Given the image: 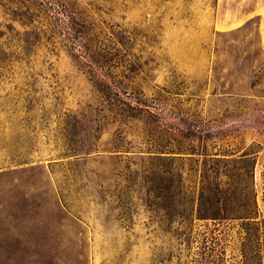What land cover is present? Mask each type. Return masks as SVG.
<instances>
[{"label":"rangeland","instance_id":"obj_1","mask_svg":"<svg viewBox=\"0 0 264 264\" xmlns=\"http://www.w3.org/2000/svg\"><path fill=\"white\" fill-rule=\"evenodd\" d=\"M220 152L264 218V0H0V264H264L191 220Z\"/></svg>","mask_w":264,"mask_h":264},{"label":"trees","instance_id":"obj_2","mask_svg":"<svg viewBox=\"0 0 264 264\" xmlns=\"http://www.w3.org/2000/svg\"><path fill=\"white\" fill-rule=\"evenodd\" d=\"M61 14L72 19V15L67 10H61ZM129 106V105H128ZM140 110L137 106L130 109ZM121 111H123L121 109ZM124 115L129 118L137 117V114ZM195 153L194 150H192ZM159 154L172 153L169 141L161 144L156 151ZM205 159L203 161V173L198 181L197 201L191 204L192 219H209L215 222L240 220L242 224L258 225L259 216L258 207L255 199V190L253 182V165L246 158L228 159V158H212L210 154L221 156L227 155L223 153H203ZM164 160H168V156H164ZM253 164V162H252ZM224 168V169H222ZM224 170L225 178L218 174ZM160 176L156 181V189L166 190L170 187L171 169L169 162L161 166L158 170ZM179 190H184L182 180H177ZM245 239V238H244ZM248 244L242 243L241 254L247 258L245 249L246 245L250 247L252 260H258L259 241L256 237L247 240ZM264 256V254H263Z\"/></svg>","mask_w":264,"mask_h":264},{"label":"crops","instance_id":"obj_3","mask_svg":"<svg viewBox=\"0 0 264 264\" xmlns=\"http://www.w3.org/2000/svg\"><path fill=\"white\" fill-rule=\"evenodd\" d=\"M257 219L259 220V219H264V218L263 216L259 215Z\"/></svg>","mask_w":264,"mask_h":264},{"label":"bare ground","instance_id":"obj_4","mask_svg":"<svg viewBox=\"0 0 264 264\" xmlns=\"http://www.w3.org/2000/svg\"><path fill=\"white\" fill-rule=\"evenodd\" d=\"M223 28V27H222ZM231 28V27H230ZM224 30V29H223Z\"/></svg>","mask_w":264,"mask_h":264}]
</instances>
